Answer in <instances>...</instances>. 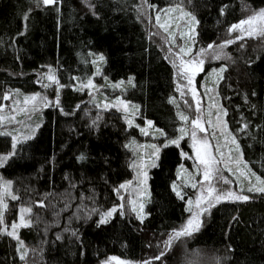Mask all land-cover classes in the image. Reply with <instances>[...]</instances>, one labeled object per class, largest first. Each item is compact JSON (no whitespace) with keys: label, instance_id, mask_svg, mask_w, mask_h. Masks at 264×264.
<instances>
[{"label":"trees","instance_id":"1","mask_svg":"<svg viewBox=\"0 0 264 264\" xmlns=\"http://www.w3.org/2000/svg\"><path fill=\"white\" fill-rule=\"evenodd\" d=\"M147 2L191 12L199 22L196 49L233 41L230 29L245 9L264 8V0ZM141 17L139 0H59L53 6L0 0V104L12 90L42 91L49 68L59 81V104L41 111L31 138L13 148L11 137L0 134V156L14 153L0 175L18 197L13 203L31 209V226L19 227L17 235L34 251H25L21 260L23 248L0 225V264H99L110 257L134 264H264V193L259 192L247 191V201L215 204L199 231L167 246L188 215L185 193L181 199L173 189L181 152L188 150L184 138L179 146L164 147L165 141L160 147L157 166L149 170L144 220L118 209L99 223L119 203L117 187L132 177L131 147L140 133L119 111L95 113L87 90L77 84L99 67L105 85L119 83L117 94L138 106L139 124L152 121L165 140L180 134L173 66ZM225 53L218 64L225 70L217 97L248 169L264 180V35L236 39Z\"/></svg>","mask_w":264,"mask_h":264},{"label":"rangeland","instance_id":"2","mask_svg":"<svg viewBox=\"0 0 264 264\" xmlns=\"http://www.w3.org/2000/svg\"><path fill=\"white\" fill-rule=\"evenodd\" d=\"M176 8L175 11L168 12L167 9ZM264 8L258 10H250L245 9V16L242 20H247L249 17L254 14L260 12ZM185 12H188L184 9ZM139 12L141 14V19L145 23L149 34L154 36L160 40V42L165 46L166 58L169 60L174 70V78H175V105L178 107L180 115L188 117V121L181 120V128H184L189 134L185 135L183 138L185 139L186 146L188 148L187 151L182 150L181 155L183 159V163L181 164L178 172V177L176 180V190L180 192V195L183 196L185 193V202L187 206V210L189 209L188 201L191 200L193 203L191 205L192 212H189L188 215L183 222L182 226L186 225L187 221L192 217V213L197 211L196 208V200L197 197L201 194V188H204V195H207V183L203 182L202 172L203 165H199L198 171V160L196 159V148L193 147V141L191 139V131L192 124L191 121L195 119L197 116L200 117V122L203 127L206 129L205 132H201L197 130V147L202 148V141L205 137L208 140V143L211 145L212 154L217 158H220V154L223 153V160L218 165L220 169V174L225 177L227 180L231 181V183H223V181L214 180L213 185L218 189V192H226L233 191L237 195H246L248 196V188L251 185H256L257 187H261L256 181V176L250 175V170L248 167H245L246 162L243 160L240 148L239 152L237 151V140L235 138L236 143H233V135L228 129L225 116H222V120L224 124H221L217 120V115L220 113V109L222 108L220 101L217 97V83L221 76L220 69L222 68L218 64L223 62L226 59V48L230 43L227 41H223L218 44H212L214 47L212 49H208V45L202 49H205L203 53H201V49L195 48V35H196V24H189V17H184L181 19L182 13L179 8L176 6H170L165 8H154L149 5L147 0H139ZM157 15H159V23H157ZM241 20V21H242ZM240 22L236 23L239 24ZM260 23L259 20L253 23V29ZM160 25H165L168 28L166 32L163 27ZM195 29L194 34L192 33V29ZM245 29L249 28V25L242 26ZM184 33V35H181ZM193 35V39H189V35ZM242 33L240 30L235 31L234 40L237 39L238 36H241ZM259 34H254L251 36H257ZM249 35H244V37H251ZM233 40V41H234ZM230 41V40H229ZM210 45V44H209ZM220 45H224L223 48H220ZM184 48V52H180V48ZM189 49L191 51L189 52ZM216 55L220 56V59H215ZM181 59L185 61L184 67L186 69H191L193 66H199V61L202 59L204 61L202 71H198L193 78V83L190 85L188 80L185 79V75H191V72H182L180 70ZM192 61L193 63H188ZM99 68V67H97ZM100 72L97 74V69L95 74L88 79L84 83H78L77 86L81 87L82 85H86L89 80L92 81V84L95 87H85L88 92V101L91 104L96 105L93 110L97 113L99 110H107L113 109L123 113L126 125L128 127V121H132V126H135L140 133V136L137 137L135 142H133L131 150L133 153V157L131 160V168H132V177L128 180L123 181L121 184H127L131 181V184L128 185L127 190L121 189L119 196V203L114 207H118L120 204H123L124 207L122 210L124 211H132L133 205L130 201L136 202V209L139 211V205L143 204L145 207V201L148 197V177L149 170L151 168V164L153 162L152 152L153 149L150 145H156L157 147H161L162 144L167 142L170 139L165 140V136L159 134V131L155 130L152 125L148 124V121H145L143 124H139L137 122V111L136 108H133L132 105L122 98L121 93H118L114 90L112 85H116L119 83H104V77ZM46 74L54 75L53 70L49 68L46 71ZM46 76V75H45ZM55 76V75H54ZM57 79V78H56ZM45 83H42L41 86L43 88L42 91H36L32 93H26L19 90H12L6 93L3 97V100L0 104V116L5 117L6 119L3 122H0V133H10L12 143H17L25 137H29L33 130H36L39 123L38 117L41 114V111L45 108L42 99L46 97L50 102V105H56V99L58 95L57 87L59 86L57 83L51 82L45 78ZM44 85H49L48 87H44ZM195 88L197 95L194 97L192 94V89ZM39 93L36 101H30L25 103V97H30ZM5 97H10L5 99ZM124 101L129 105L128 111L125 112L118 107H108L105 108L104 105H113L117 101ZM197 101H199V110H197ZM97 115V114H96ZM95 115V116H96ZM211 121V123H209ZM226 124V127L224 126ZM145 130L148 134L145 135L141 130ZM213 133L215 135H213ZM181 133L178 137L173 139H179ZM15 138V140H14ZM172 139V138H171ZM182 139L179 141V145ZM217 145L219 148H217ZM143 146V147H141ZM239 146V145H238ZM13 149L10 152L3 154L8 155L12 153ZM2 155V156H3ZM239 161V164L236 161ZM157 160H155L156 162ZM227 162L228 167H224V163ZM133 163L137 165V167H133ZM228 168H231L232 171H229ZM141 172L140 179H143L142 173L147 172V181L146 184L140 183L137 180V172ZM243 171L249 175V179L251 184L249 183V179H245L243 176H240V172ZM239 177V179H238ZM8 182L7 179L0 175V195H3V203L7 204V208L4 209L0 206V213L3 215V222L0 223L1 229L3 232L5 228L8 231H12L11 225L13 223L20 222V209L29 208L26 205L18 204L15 205L14 199L12 196L15 194L12 192L10 186L7 189V192H4L5 183ZM192 183H196L197 187L193 188L191 186ZM119 185V186H120ZM118 186V187H119ZM117 187V188H118ZM10 193V194H9ZM218 193H214L216 195ZM121 196L123 200H121ZM222 201V200H221ZM217 203H214V205ZM201 207H206V202L201 205ZM213 207V206H212ZM211 207V208H212ZM113 208V207H112ZM208 209L204 212L200 219L202 222L207 217L209 211ZM119 209V208H118ZM145 209V208H144ZM134 212V211H132ZM29 213H24L25 222L27 223L29 219ZM136 214V212H134ZM144 215V211L142 213ZM137 215V214H136ZM181 226V227H182ZM178 228L177 230L181 229ZM17 229H15L16 236ZM6 233V232H5ZM18 245L20 246L19 239H16ZM24 244V243H23ZM25 246V244H24ZM28 251L29 254L34 251L29 247H23V252ZM28 254V253H27ZM105 261H108L109 264H118L117 261H109V259L100 261L99 264H104ZM119 261H124L125 264H134V262H130L128 260L119 259ZM26 264V263H22Z\"/></svg>","mask_w":264,"mask_h":264},{"label":"snow or ice","instance_id":"3","mask_svg":"<svg viewBox=\"0 0 264 264\" xmlns=\"http://www.w3.org/2000/svg\"><path fill=\"white\" fill-rule=\"evenodd\" d=\"M58 3H59V0H37V4H42V5H46V6H53V5H57ZM176 7L179 8L181 13H182L181 19H183L186 16V17L190 18L188 20L189 24L195 25V24L199 23L196 20V17L194 15H192L191 12H185L184 9L180 5H177ZM175 10H176V8L167 9L168 12H172V11H175ZM25 19H27V17H25ZM156 19H157V23H159V15H157ZM257 20H259L260 23L253 29V27H252L253 23L255 21H257ZM243 25H249V28L245 29V28L242 27ZM160 26L163 27L166 32L168 31L167 26H165V25H160ZM236 30H240V32L242 33V35L238 36L237 39H242L244 35H249V36L254 35V34L264 35V9L260 10V12H258L256 14H254L253 16L249 17L247 20H242V21H240L239 24L232 25L230 31H236ZM194 32H195V29L193 27L192 33L194 34ZM181 35H184V33H181ZM193 38H194V36L190 34L189 35V39H193ZM233 42L234 41H231V40L227 41V43H233ZM213 47L214 46L212 44L208 45V49H212ZM219 47L223 48L224 45H220ZM190 51H191V49H189V52ZM200 51H201V53H203L206 50L205 49H201ZM180 52L181 53L184 52V48L183 47L180 48ZM214 58L215 59H220V56L216 55ZM98 59L100 61H103L105 59V57L101 54L98 57ZM188 63H193V62L189 61ZM203 63H204V61L201 59L199 61V66H193L191 69H186L184 67L185 61L183 59H181L180 70L182 72H186V73L189 72V71L191 72V75H188V74L185 75V79L188 80L190 85L193 83V78L196 75V73L198 71H202L203 70V68H202ZM224 70H225L224 68H221L219 71H220V73H222ZM99 72H100V70H99V68H97V74H99ZM45 78L47 80L51 81V82H54V83H57V84L59 83V81L56 79V77L54 75L46 74ZM120 83L122 84L123 81H121ZM129 83H131V81H129ZM48 86L49 85H44V87H48ZM61 87H63V86L61 85ZM85 87L91 88V87H95V86L92 84V81L89 80L88 83L86 85H82L79 90H83V88H85ZM112 87H120V84L112 85ZM192 94H193L194 97L197 95L195 88L192 89ZM38 96H39V93H37V94H35L33 96H30V97H25V103H28L30 101H36ZM8 98H10V97H5V99H8ZM41 99H42V103H43L44 107H48L50 102L47 100V98L44 97V98H41ZM56 103L59 104V96L58 95H57ZM77 107H79V106H77ZM104 107L105 108L118 107L121 110L127 112L129 105L127 103H125L124 101H119L118 100L113 105L105 104ZM132 107L133 108H138V106H136V105H133ZM197 110H199V101H197ZM226 115H227L226 109L221 108L220 109V113L217 115L218 122H220L221 124H224V121L222 120V116H226ZM5 119H6L5 117L0 116V122H3ZM180 119L184 120L186 122L188 121V117L184 116L183 114L180 115ZM93 123H95V121ZM209 123H211V121H209ZM128 124H129V126H132V121L129 120ZM148 124L151 125L152 121H148ZM191 124H192V131H191L190 135H191V139L193 141V147L196 148V153H197L196 154V159L199 162L197 167H198V171H199V165H203V172H202L203 181L201 183H203V182L207 183V195H204V188L202 187L201 188V194H200V196L197 197V200L195 202L197 211L192 213V217L187 221L186 225L182 226L180 230H175L173 232V234L169 237V240L166 241V244L169 247L171 246V243H172V241L174 239H179L180 237H184V236H191L194 232L199 231L200 227L202 226V220L200 219V216L204 212H206L208 209H210L212 206H214V203H219V202H221V200L247 201L249 199V197L246 196V195H237L235 192L230 191V190L226 191V192H218V189L213 185V181L214 180L223 181V183H229V184L231 183V181L227 180L225 177H223L220 174V169L218 168V165L223 160V153L220 154V158H217L215 155H213L212 151H211V145L208 143V140H207L206 137L202 141L203 151H202V149L200 147H197V143H198V141H197V130H199L201 132H205L206 129L201 124L199 116H197L195 119H193L191 121ZM224 126L226 127V124ZM243 127L247 128L248 125L245 124ZM141 131L145 135L148 134L143 129ZM157 131H159V134L162 135V136L166 135V133H164V131L162 129L157 130ZM180 133H181V135H180L179 139H170V140H168V143L163 145V146L167 147L168 144L179 146L180 139H183V137L185 135L189 134L184 128L180 129ZM0 134L11 135L10 133H7V132L0 133ZM213 135H215V134L213 133ZM25 138L29 139L31 137H25ZM14 140H15V138H14ZM233 143H236L235 137H233ZM12 146H13V148H15L16 144L13 143ZM141 147H143V146H141ZM150 147L153 149L152 157L154 158L151 166L152 167H156L157 165L155 163V160L159 159V153H160L161 149H160V147H157L156 145H150ZM217 148H219L218 145H217ZM237 151L239 152V146L238 145H237ZM11 155H14V153H10L8 155L0 156V166H2L9 159V157ZM80 159L83 160V159H85V157L81 156ZM236 163L239 164V161L237 160ZM132 166L134 168L137 167V165L135 163H133ZM224 167H226V168L228 167L227 162L224 163ZM245 167H247V165H245ZM228 170L232 171L231 168H228ZM250 175L251 176H255V173H250ZM142 176H143V179L141 180L140 179L141 172L138 171L137 172V180L140 183L146 184L147 172H143ZM240 176H243L245 179H249V175L246 174L243 171L240 172ZM255 178H256V181H257L258 184L264 185V180H261L259 176H256ZM238 179H239V177H238ZM249 183L251 184L250 179H249ZM10 184H11L10 181L5 183L4 190H3L4 192H7V189L10 186ZM129 184H131V181H129L127 184H121L115 191L117 192V194H119L121 189L127 190ZM191 186L193 188H196L197 184L196 183H192ZM173 189L174 190L176 189V185H173ZM248 191L249 192L264 193V186L257 187L256 185H251L248 188ZM214 193H218V194L214 195ZM176 194H177V196H180L181 199H183V196L180 195L179 191H177ZM12 199H14V200L18 199V197L12 196ZM121 200H123L122 196H121ZM205 202H206V207H201V205L203 203H205ZM130 203L133 205L132 211L136 212L138 218L141 221H143L144 218H145V216L142 214L143 211H144V205L140 204L139 205V211H137L136 206H135L136 202L135 201H130ZM192 203L193 202L191 200L188 201V204L190 206L189 209H188L189 212H192V208H191ZM0 206H2L4 209L7 208V204L3 203V195H0ZM41 206H43V205L41 204ZM123 207H124V205L120 204L118 207H113L109 211H107L106 213H103L101 215L99 223H101V224L107 223L108 220L113 216V214L117 212L118 208L119 209H123ZM28 212H31L30 208H22V209H20V213H21L20 222L19 223H13L11 225V228L13 229L12 231H8L7 228H5L4 231L6 232L7 235L12 236V237H14L16 239H19L16 236L15 229H17L19 227L31 226V220H28L27 223L25 222L24 213H28ZM2 222H3V215H2V213H0V223H2ZM73 235H76V233H73ZM57 238L59 239L60 237L58 236ZM19 243H20L21 248H23L24 247L23 241H19ZM25 255H26V253H22L21 256H20V259L24 260L25 259ZM162 255H163V253H161V256ZM154 259L158 260V259H160V256H157ZM109 261H117L118 264H125L124 261H119V259L117 257H110ZM104 264H109V262L105 261ZM144 264H151V262L150 261H145Z\"/></svg>","mask_w":264,"mask_h":264}]
</instances>
